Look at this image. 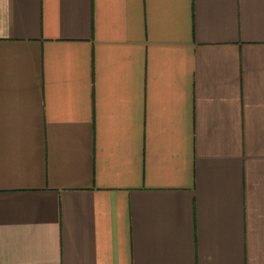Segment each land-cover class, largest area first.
<instances>
[{"label": "crops", "instance_id": "1", "mask_svg": "<svg viewBox=\"0 0 264 264\" xmlns=\"http://www.w3.org/2000/svg\"><path fill=\"white\" fill-rule=\"evenodd\" d=\"M0 264H264V0H0Z\"/></svg>", "mask_w": 264, "mask_h": 264}]
</instances>
